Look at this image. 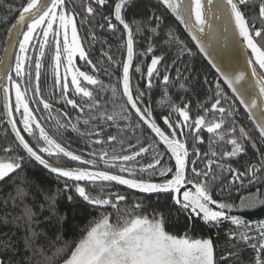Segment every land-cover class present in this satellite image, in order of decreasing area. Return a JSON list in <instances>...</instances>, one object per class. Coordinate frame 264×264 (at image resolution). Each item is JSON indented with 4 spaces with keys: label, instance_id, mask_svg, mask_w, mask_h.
Listing matches in <instances>:
<instances>
[{
    "label": "snow or ice",
    "instance_id": "snow-or-ice-1",
    "mask_svg": "<svg viewBox=\"0 0 264 264\" xmlns=\"http://www.w3.org/2000/svg\"><path fill=\"white\" fill-rule=\"evenodd\" d=\"M140 2L88 0L83 6L87 15L82 16L81 24L99 15L103 23H98V28L117 33L122 26L121 35H126L125 60H113L102 48V59L96 63L89 58L78 31L77 17L81 13L76 11L77 0H22L17 8L8 6L18 18L6 29L5 56L0 57V80L6 81L0 87L7 124L14 134L12 144L0 147V184L12 189L0 199V229H8L0 231V264H245L240 256L244 249L237 248L238 244L253 251L251 264H264V219L247 220L239 214L264 206V0H157L143 20L132 19L130 23ZM103 8L107 13L98 11ZM160 9L184 25L199 52L222 78L210 82L206 75L203 77V84H214L207 99L194 102L190 98L200 84L198 73L187 64L182 71L176 61L185 53L194 54L175 29L164 24ZM146 32L151 34L145 36L148 46L139 55H152L146 71L139 65L135 68L145 81L141 89L139 84L133 85L130 70L138 54L134 36ZM228 34L240 38L250 72L222 66L218 44L221 36L227 40ZM89 36L93 42L101 40L95 31ZM162 36V44L153 41ZM101 42L107 44L106 40ZM17 46L13 66L9 53ZM172 47L176 48L174 54L170 52ZM46 50L50 53L53 88H59L65 105L78 111L74 118L67 111L53 116L54 103L43 95ZM77 57L90 66L91 72L76 65ZM104 60L122 70L117 77L122 88L106 86L98 78L99 73H107V68L97 66ZM156 81H160L162 90L155 103L170 109L162 116L166 130L156 122L152 104L145 103ZM173 84L185 93L178 102L168 91ZM108 91L113 97L111 109L101 95ZM116 99L124 103L118 105ZM32 103L37 105L35 109ZM237 103L246 110L252 129L237 121ZM40 111L48 116H38ZM14 113H19V119ZM133 114L138 118L136 127L146 125L158 140L133 142L126 135L119 121H128L127 128L134 134L130 121ZM47 121L53 122L56 132L69 128L76 132L85 140L87 156L83 149L78 153L58 141L46 127ZM113 126L117 133H108L107 128ZM205 133L207 151L202 152L199 145L205 144ZM161 143L166 146L164 153L159 151ZM61 155L80 166H65L58 159L50 162V158ZM146 156L151 157L150 162L142 163ZM33 160L57 174V179L66 178L63 188L51 192L39 180L22 175L25 165ZM157 176L158 182L154 179ZM113 182L141 194H156L157 198L168 195L172 208L167 213L154 209L146 215L139 198L131 208L121 207L128 197L115 191ZM245 187L255 191L241 196L238 203L225 198ZM72 190L97 210H115L114 214L105 211L94 218L74 243L63 239L64 217L56 207L57 196ZM37 192L43 194L44 203L37 201ZM67 199L72 201L73 196ZM173 208L187 220V230L179 235L166 230ZM46 210L50 215H43ZM198 222L216 229L225 223L232 225L225 232L228 250L220 253L212 238L190 235Z\"/></svg>",
    "mask_w": 264,
    "mask_h": 264
},
{
    "label": "trees",
    "instance_id": "trees-1",
    "mask_svg": "<svg viewBox=\"0 0 264 264\" xmlns=\"http://www.w3.org/2000/svg\"><path fill=\"white\" fill-rule=\"evenodd\" d=\"M22 0H0V54L2 53V50L4 48V42L6 39L5 32L8 27L12 23L15 22V18L17 17V13L15 11H10L8 6L11 5L12 8H17L20 6V3ZM157 3V0H141L138 7L135 9V15L132 17V14L130 13V17H132L129 22H132V19H135L137 21L143 20L145 16L147 15L148 9L152 8L153 5ZM160 14L164 16V24L167 25L170 28L175 29L177 35L182 39L189 48H191L192 53L194 55L189 56L187 53H185L183 56L180 57L176 61V67H180L183 71V67L185 64L189 65L192 69L195 70L196 73H198V79L200 80L199 86L196 88V92L194 95H192L190 98L195 102L196 100H204L207 99V96L211 93L208 91L210 88L214 87V84L210 83L208 85L203 84V77L206 75L208 80L210 82H214L217 79H220L214 69L209 65V63L206 61L205 58H203L202 54L199 52L198 48L193 44L191 37L188 34V31L184 28V25L181 24L178 20H176L175 16L170 14L169 12H165L163 9H160ZM98 21L94 24V30L97 35V37L101 38L100 41L93 42L90 38L85 37L84 44L88 48V51H90V56L94 59V61L97 62V60L102 59L101 57V49L105 51H109V54L112 55L113 60L115 61H123L126 59V47H125V41H126V35H121V32H123V29L121 27V32L112 33L110 31L102 30L97 27ZM257 26H259V22H257ZM151 35L150 33L146 32L144 35H135V45L134 48L136 52L138 53L137 56L134 58L133 61H135V64L133 68L130 70V74L132 76V83L133 85L139 84L140 88L143 89L145 87V81L140 78V73L135 71V68L137 65H139L142 69V71H146V65L150 64L151 55L148 54L147 56H141L139 53L144 52L146 47L148 46V41L145 39V36ZM165 37H161L159 40H157L155 37L153 38V41L158 44H162L163 39ZM102 40H106L107 44H102ZM109 46H111L109 48ZM91 48V50H90ZM170 52L174 54L176 52V48L172 47L170 49ZM171 63V61H169ZM98 67L107 68V73H99L98 76L101 77V80L104 82V84L107 85H116L117 88H122L121 84L117 83V77H120L122 74V70L118 66H111L107 60H104L102 65H97ZM185 75H188V73H184ZM14 75V74H13ZM172 75L175 76V71H172ZM23 83V82H22ZM97 87V86H96ZM162 90V86L160 84V81H156V87L153 88L150 97H145V103H151L153 107V115L156 119V122L160 125L162 129L166 130V126L163 124L162 116L168 115L170 112V109L165 107L161 108L157 106L155 103L160 98V92ZM170 95L173 96L177 102L179 101L180 97L184 96V90L180 89L178 84H173L168 89ZM225 91L229 93V95H232L230 90L225 86ZM45 93V88H43V91ZM102 96L109 102L108 107L111 109V102L113 100V97L111 95V92H105L101 93ZM48 96V97H47ZM44 95L45 98L49 99L50 102L54 103V107L58 109V113H61L63 111L69 112V115L73 118L78 115V111H73L71 109V106L65 105L64 103H61L57 100L56 96H58L57 91H55V95L47 94ZM51 99V100H50ZM4 100H2V96L0 95V147L6 146L7 144H12L14 139V134L11 133V130L9 126L2 122L5 120V111H4ZM14 102V101H13ZM116 104H123L124 101L122 99H116ZM33 104V103H32ZM32 107V106H31ZM37 107L35 105L34 109ZM236 107L238 108V112L236 113V119L240 124H243L246 128L252 129L253 124L248 118L247 112H245L241 105L237 103ZM40 108L42 109V105H40ZM54 111H56L54 109ZM53 111V112H54ZM129 111L134 112L133 110L129 109ZM17 119H19V113H14ZM38 116L46 118V115L48 113L46 111H40L37 113ZM173 118H176L173 116ZM137 117L133 114L130 117L131 121V129L133 131L129 130L127 128V125L129 124L128 121H119V124L121 128H125L126 135L131 137L133 139V142L136 139H139L141 141L145 142H151L153 140H158V138L155 137V135L152 134V132L145 126L142 125L140 128L136 127ZM83 116H81V124H82ZM75 122V120H73ZM22 127V125H19ZM46 127L49 128L51 131V134L54 135L58 141L65 143L66 145H70V150H75L78 153L81 149L84 150L85 155L87 156V152L89 149L85 147V140L82 139L76 132H73L71 128H69L67 131L60 130V132L55 131V126L50 121L46 122ZM81 131H84L83 128H81ZM108 133L116 134L117 128L115 126L108 127L107 128ZM207 138L208 134L205 133V144L199 145L201 151H207ZM165 147L162 143L159 146V151L161 153H164ZM117 150H119L117 148ZM148 156L145 157V159ZM47 158V157H46ZM57 159L59 160V163L62 165H68L71 167H77L80 166L78 163H75L74 161H69L68 158L63 157L62 155L58 158H50L51 163H56ZM142 160V163H145L147 161ZM151 160V159H150ZM149 160V161H150ZM165 161H167V155H165ZM174 161H171L169 163H172ZM163 163V162H162ZM22 175L30 178V179H36L39 180L42 185L45 187L46 190H50L51 192H55L58 188H63V185L65 183L66 178H60L57 179V174H52L48 170H46L44 167L39 166L36 162L29 161L25 165V170L22 173ZM145 178H147V174H145ZM154 179L158 182L159 177H154ZM71 183V181H68ZM112 188L115 191H119L122 194H125L128 197L127 202H122L121 207L127 206L131 208V206L136 202L137 198L142 199L144 202V207L142 209L144 214H150L153 212L154 209L156 210H163L167 213V210L172 208L171 203V197L168 195H161L159 198H157L156 195H147V194H141L137 191H131L127 189L126 187H122L120 185H115L113 183ZM10 185H3L0 184V199L3 198V194L11 191ZM249 191H255V189H249L247 187L240 189L239 192L233 190L229 198L233 202H239V199L241 196L246 195ZM37 201L40 203H44V198L42 193H35ZM68 195L73 196V200L69 201L67 199ZM214 198L220 199V196H215ZM31 202V201H29ZM56 207L57 212L60 214V216L64 217L63 224H62V233H63V239L74 243L78 241L79 238H81L82 235L85 234V229L89 226L90 222L94 219L99 217L100 215L104 214V212L113 213L115 212L114 209L111 207L106 208H100L97 210L96 206L89 205L86 201L83 200V198L79 197L77 194H75L74 190L70 191L69 193L61 192L57 196L56 200ZM173 215L169 216L166 222V230L173 233V234H182L184 231H186L185 225L187 224V220L183 215H177L175 214L174 208L172 209ZM240 215L244 216L247 220H260L264 219V206L258 207L255 210L251 211H244L242 213H239ZM43 215H50V213L46 210ZM114 218V215H113ZM233 226L225 223L221 225L219 229L216 228H210L202 224V222H198V226L191 230L189 232L190 235L196 237V238H212L214 241V244L218 246V252L223 253L228 250L226 240L227 237L225 236V232L228 229H231ZM8 229L3 228L0 229V231H7ZM54 239V237H53ZM59 243H62V241H59ZM235 243V241H233ZM237 248L244 249L241 251V261L245 262V264H251V258L253 257L254 253L251 249L246 248L244 244H238ZM237 264H241L240 261L237 262Z\"/></svg>",
    "mask_w": 264,
    "mask_h": 264
},
{
    "label": "flooded vegetation",
    "instance_id": "flooded-vegetation-1",
    "mask_svg": "<svg viewBox=\"0 0 264 264\" xmlns=\"http://www.w3.org/2000/svg\"><path fill=\"white\" fill-rule=\"evenodd\" d=\"M88 2V0H77V4L79 5L77 8H76V11L78 12V13H81V16H78L77 17V24H78V31H79V34H80V36H81V38H82V43H83V45H84V47H85V50L89 53V58L93 61V63H96V61H94V59L90 56V51H88V48L85 46V44H84V38L85 37H87V38H90L91 39V37L89 36V32L90 31H95L94 30V24L98 21V23H103V21L101 20V17L99 16V15H96V16H92V17H89V19H88V22L87 23H85V24H81L80 23V20H81V18H82V16H86L87 15V13H84L83 12V6L86 4ZM110 2H111V0H110ZM98 11H103V12H105V13H107V11H108V9L107 8H103V9H99ZM18 16V15H17ZM16 19V18H15ZM113 23H117L115 20H113ZM120 27H122V26H120ZM5 44V43H4ZM135 45V44H134ZM4 47H5V45H4ZM90 50H91V48H90ZM19 51V49L17 48V50H16V52H18ZM3 52H4V48H3V50H2V53L0 54V57H2L3 56ZM29 55L30 56H32L33 58H35V53H32L31 51L29 52ZM75 63H76V65L78 66V67H80L81 68V70L82 71H89V72H91V69H90V66H86L85 65V61L84 60H81V59H79V57H77L76 58V60H75ZM14 64H15V59H14V63H13V66H14ZM134 64H135V61H133V66H134ZM44 67L42 68V76H41V88H42V91H43V88H45V93L43 92V95H46L47 96V94H49V96L51 95V93L54 91H57V93H58V96H56V98H57V100L58 101H60L61 103H63L61 100H60V94H59V88L57 87V88H53V80H54V77H53V73H52V69H51V67H50V53H49V51L48 50H46V56H45V58H44ZM99 65V64H98ZM63 70V65H62V69H61V71ZM14 74V73H13ZM99 75V74H98ZM98 78L99 79H101V77L100 76H98ZM69 79H70V77H69ZM90 88H96V86H89ZM70 88H71V86H70ZM0 95L2 96V100H4V92H3V88H2V90H0ZM28 95L29 96H31L32 95V92L30 91L29 93H28ZM69 95L70 96H72L73 95V93L70 91V93H69ZM48 97V96H47ZM14 90H13V93H12V99H13V101H14ZM77 99H78V102H79V97H77ZM51 100V99H50ZM4 102H5V100H4ZM3 102V103H4ZM35 103H33V104H31L30 106H32L33 108L35 107ZM54 109L56 110V111H54L53 113H52V115L53 116H56L57 114H58V109H56L55 107H54ZM4 111H5V109H4ZM134 111V110H133ZM64 112V111H63ZM62 113V112H61ZM48 115H46V117H47ZM5 120H6V114H5ZM5 120L4 121H2V122H5ZM52 124H53V122L52 121H50ZM6 123V122H5ZM8 125V124H7ZM9 126V125H8ZM146 126V125H145ZM147 127V126H146ZM9 128H10V126H9ZM148 128V127H147ZM149 129V128H148ZM11 130V129H10ZM150 130V129H149ZM151 131V130H150ZM153 134V133H152ZM153 135H155V134H153ZM151 159V157L150 156H148L146 159H145V161H147V162H150L149 160ZM75 163H77V162H75ZM74 167V166H73Z\"/></svg>",
    "mask_w": 264,
    "mask_h": 264
},
{
    "label": "water",
    "instance_id": "water-1",
    "mask_svg": "<svg viewBox=\"0 0 264 264\" xmlns=\"http://www.w3.org/2000/svg\"><path fill=\"white\" fill-rule=\"evenodd\" d=\"M17 18H18V16L16 17V19ZM188 34L191 37V34L189 32H188ZM191 40H192V38H191ZM192 42L196 46V42L194 40H192ZM17 48H18V46H17ZM17 48L14 49V50H11L10 53H9V55L11 56V63H12V65H13L14 59H15L14 53L16 52ZM218 48H219V52H220L219 60H220V62L222 64V66H225L227 68H230L233 71L247 70V71L250 72V69H248L247 68V65H246V60H245V55H244V49H243V45L240 43V38H238L236 36H233L232 34H228V38H227V40H225L224 37L221 36L220 42L218 44ZM3 56H5V52H3ZM202 56H203V58L206 59V61L211 66V63L209 62L208 58L207 57H204L203 54H202ZM212 69H214V68H212ZM214 71L216 72L215 69H214ZM216 74L219 77V74L217 72H216ZM220 79H222V78H220ZM4 83H6V81L0 80V85H3ZM0 90H2V87H0ZM228 90H230V89H228ZM230 92H231V90H230ZM241 107L246 112V110L243 108L242 105H241ZM7 119L8 118L6 116V120H5L6 124H7ZM251 123H252V121H251ZM10 129H11V126H10ZM34 162H36V161H34ZM36 163L38 164V162H36ZM39 166H42V165H39ZM66 166H68V165H66ZM69 167H71V166H69ZM46 170H48V169H46ZM48 171L50 172V170H48ZM52 174H54V173H52ZM124 187H126V186H124ZM131 191H134V190H131ZM147 195H156V194H147Z\"/></svg>",
    "mask_w": 264,
    "mask_h": 264
}]
</instances>
